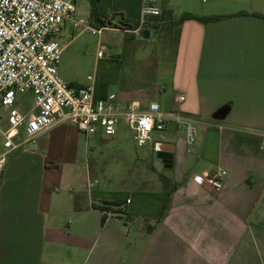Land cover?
<instances>
[{"label": "crops", "instance_id": "crops-1", "mask_svg": "<svg viewBox=\"0 0 264 264\" xmlns=\"http://www.w3.org/2000/svg\"><path fill=\"white\" fill-rule=\"evenodd\" d=\"M161 1L171 22L183 14L222 19L134 31H164L170 69L161 86L116 96L124 111L156 103L162 113L193 119L194 142L172 122L153 133L149 148L170 146L171 168L158 161L161 189L134 197L96 189L90 169L87 191L55 188L56 164L76 160L68 143L79 134L74 127L59 125L35 147L8 155L0 172V264H264V0ZM94 88L95 98L111 93ZM205 172L222 173L219 190L193 182ZM102 202L124 210L92 209ZM110 215L132 223L135 236L115 231L96 242L98 221L105 229Z\"/></svg>", "mask_w": 264, "mask_h": 264}, {"label": "built area", "instance_id": "built-area-1", "mask_svg": "<svg viewBox=\"0 0 264 264\" xmlns=\"http://www.w3.org/2000/svg\"><path fill=\"white\" fill-rule=\"evenodd\" d=\"M139 13L141 24L145 18L159 16L158 0H140ZM66 25L100 35V29L77 14L76 0H0V172L8 155L35 147L40 135L63 124L85 137L112 138L123 120L133 131L136 147L143 148L152 142L153 133L172 122L184 131L188 144L194 142L191 118L162 113L156 103L148 104L145 112L124 111L114 93L95 98L90 78L88 86L65 83L57 74L62 47L56 38ZM102 50L98 44V61L103 59ZM25 96H29L26 106ZM260 149L264 151V136ZM221 174L205 172L192 180L217 191ZM124 205L117 209L123 211Z\"/></svg>", "mask_w": 264, "mask_h": 264}, {"label": "rangeland", "instance_id": "rangeland-1", "mask_svg": "<svg viewBox=\"0 0 264 264\" xmlns=\"http://www.w3.org/2000/svg\"><path fill=\"white\" fill-rule=\"evenodd\" d=\"M164 4L158 0L159 7H164ZM76 8L82 15L80 17L88 19V0H76ZM112 22L118 24L119 17ZM92 27L100 29L99 36L66 27L58 39L62 53L57 74L65 83L88 86L90 78L106 91L120 96L142 93L163 84V75L169 71L172 60L171 46L162 38L164 31L150 32L145 39L131 31ZM98 44L104 49L103 59L99 61L96 60ZM27 99V96L23 97L24 106ZM68 143H71L73 151L76 149V160L56 164L61 169V181L55 188L61 192H78L82 186L87 191L88 169L91 181H97L95 188L106 192L134 197L139 192L161 189L159 173L162 169L157 165L156 153L149 145L136 147L133 131L123 120L117 127L115 141L99 135L85 137L77 134V137L70 136ZM112 217H108L105 229L100 228L98 221L94 235L96 242L115 231L121 234L130 231V238L135 236L132 223H127L125 218L117 220Z\"/></svg>", "mask_w": 264, "mask_h": 264}, {"label": "trees", "instance_id": "trees-1", "mask_svg": "<svg viewBox=\"0 0 264 264\" xmlns=\"http://www.w3.org/2000/svg\"><path fill=\"white\" fill-rule=\"evenodd\" d=\"M89 1V16L88 20L92 26L96 28L119 29L122 31L134 32L142 27L151 29L162 28L168 24L170 28L178 27L183 22L192 20L202 24L216 22L222 17H196L190 14H183L176 22H171L168 17L170 12L163 11L157 17L145 18L143 23H140V0H88ZM119 17L120 22L114 24L112 20ZM164 26V27H165ZM178 33V32H176ZM118 202H102L100 205L92 204V209L110 214L114 207H118ZM165 206H163L161 213ZM114 213V212H113Z\"/></svg>", "mask_w": 264, "mask_h": 264}, {"label": "water", "instance_id": "water-1", "mask_svg": "<svg viewBox=\"0 0 264 264\" xmlns=\"http://www.w3.org/2000/svg\"><path fill=\"white\" fill-rule=\"evenodd\" d=\"M140 37L148 38V32H140ZM156 158L161 162L164 168H171L172 154L171 148L165 144H157L155 147Z\"/></svg>", "mask_w": 264, "mask_h": 264}]
</instances>
